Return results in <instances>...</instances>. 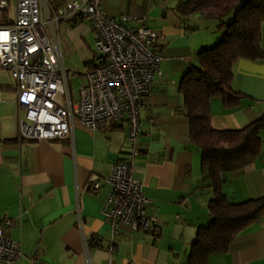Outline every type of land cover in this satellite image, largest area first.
Segmentation results:
<instances>
[{
  "label": "crops",
  "instance_id": "0c3cea01",
  "mask_svg": "<svg viewBox=\"0 0 264 264\" xmlns=\"http://www.w3.org/2000/svg\"><path fill=\"white\" fill-rule=\"evenodd\" d=\"M183 1L99 0L110 17H134L124 22L127 27L155 31L152 49L162 57L161 75L141 105L139 153L132 163V175L151 201L154 225L149 232L122 227L111 255L110 228L102 213L110 187L103 179L112 163L132 158L127 121L90 131L75 120L72 139H20L24 111L16 103V83L6 70L8 75L0 73V218L12 222L1 224L4 235L21 243L23 256L14 264H30L35 252L41 264H88L87 258L90 264H108L109 258L110 264H184L198 227L209 222L212 190L201 186V153L188 137L178 83L195 54L214 45L220 31L217 21L201 19H191L199 28L187 30L176 12ZM57 29L63 58L71 42L88 69L95 51L91 54L87 40L96 39L90 24L62 21ZM261 48L264 52V24ZM233 73L232 88L242 97L236 105L210 100L216 129H242L264 114V57L239 59ZM93 175L101 179L97 193L86 188ZM222 192L233 202L264 195V144L254 162L228 176ZM208 264H264V213Z\"/></svg>",
  "mask_w": 264,
  "mask_h": 264
},
{
  "label": "built area",
  "instance_id": "2783aa9c",
  "mask_svg": "<svg viewBox=\"0 0 264 264\" xmlns=\"http://www.w3.org/2000/svg\"><path fill=\"white\" fill-rule=\"evenodd\" d=\"M0 11L8 13L9 0H0ZM133 18L108 16L99 0H58L56 5L49 0H16L14 16H7V23L0 24V68L15 81L16 103L24 111L18 122L20 139H72L75 120L90 131L110 121L124 119L128 123L132 158L112 163L103 179L110 187L102 205L110 228V255L122 227L149 232L154 225L151 201L133 177L132 163L139 153L135 143L141 105L151 93L154 78L161 75L162 57L152 49L158 38L155 31L124 24ZM78 20L90 24L96 39L86 84L79 87L74 99L57 25ZM86 188L97 193L101 179L93 175ZM1 224L11 226L12 222L0 218V262L14 264L23 256L21 243L5 236ZM30 264H41L36 252Z\"/></svg>",
  "mask_w": 264,
  "mask_h": 264
},
{
  "label": "trees",
  "instance_id": "16d2710c",
  "mask_svg": "<svg viewBox=\"0 0 264 264\" xmlns=\"http://www.w3.org/2000/svg\"><path fill=\"white\" fill-rule=\"evenodd\" d=\"M49 1L57 4V0ZM1 12L0 24L7 23L6 13ZM176 12L189 31L199 28L190 23L191 19L215 20L220 31L214 45L195 54L178 83L188 137L201 153V186L212 190L209 222L198 227L184 264H208L212 255L228 252L239 233L264 213V195L233 202L222 192L228 176L254 162L262 152L264 114L237 130L212 127L210 114L212 98L236 105L242 97L231 85L234 64L239 59L264 57V0H185L178 4ZM229 14L233 18L226 22Z\"/></svg>",
  "mask_w": 264,
  "mask_h": 264
},
{
  "label": "rangeland",
  "instance_id": "374dc122",
  "mask_svg": "<svg viewBox=\"0 0 264 264\" xmlns=\"http://www.w3.org/2000/svg\"><path fill=\"white\" fill-rule=\"evenodd\" d=\"M16 7V0H9V11L6 12V16H14ZM2 17V12L0 11V19ZM233 18V14H229L225 21L228 22ZM89 48L91 50V54L95 51V42L93 36H90L87 40ZM71 44V52L68 55H65L64 62L68 71V80L70 84V89L73 95V98L76 99L78 96V89L80 86L86 84L85 73L87 68L85 67V63L81 60L80 51L75 47L74 44ZM64 55V53H63ZM4 70L0 68V73L7 74V72H3Z\"/></svg>",
  "mask_w": 264,
  "mask_h": 264
}]
</instances>
